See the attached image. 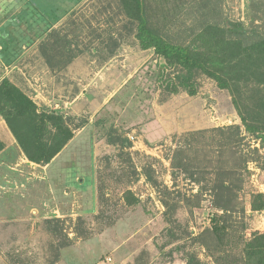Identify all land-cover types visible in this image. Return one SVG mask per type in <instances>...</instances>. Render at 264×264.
Returning <instances> with one entry per match:
<instances>
[{"label":"rangeland","instance_id":"374dc122","mask_svg":"<svg viewBox=\"0 0 264 264\" xmlns=\"http://www.w3.org/2000/svg\"><path fill=\"white\" fill-rule=\"evenodd\" d=\"M27 1L0 0V82L64 115L73 132L85 128L42 165L0 127L10 149L0 264H218L202 233L221 212L213 204L223 185L249 231H264V207H252L264 194V0H143L164 40L221 59L229 86L194 69L195 95L177 84L181 65L161 69L163 57L140 48L132 0H67L63 15L66 1ZM76 54L73 72L60 71ZM79 164L90 179L74 182L91 188L66 195V171L71 180ZM237 243L220 255L239 257Z\"/></svg>","mask_w":264,"mask_h":264},{"label":"trees","instance_id":"16d2710c","mask_svg":"<svg viewBox=\"0 0 264 264\" xmlns=\"http://www.w3.org/2000/svg\"><path fill=\"white\" fill-rule=\"evenodd\" d=\"M62 1H66L68 6L56 11L63 15L71 7V2ZM27 3L34 9L38 8L36 0H28ZM53 3L57 2L53 0ZM133 4L137 8L136 36L140 48L144 50L153 48L155 53L161 55L164 59L161 69L165 68L164 64L167 66H171L173 63L181 65L186 70V74L180 73L177 76V84L185 87L189 95L196 94L195 85L191 82V74L194 69L214 78L222 88L229 86V81L221 73L223 66L220 58H218L220 60L196 58L191 55L188 47L164 40L161 34L148 26L143 0H132L131 8ZM177 84L169 79L164 81L165 88L171 93L177 92ZM0 115L26 158L37 164L49 163L74 135L64 115L39 107L8 78H3L0 82ZM242 122L247 130L252 132L256 130L253 124L246 123L244 117H242ZM229 129H235L234 135H237L239 131L238 126ZM2 146L3 144L0 142V148ZM221 188L227 195L231 193L230 186L223 185ZM223 194L217 196V200L213 204L214 208L221 212L212 213L210 217L212 225L202 233L205 235V241L203 243L201 241V243L211 252V256L218 264H224V261L233 264H264V231H249L244 223L243 208L239 209L230 197L224 198ZM258 199L262 201H257V203L253 201V209L264 207V194H257L254 200ZM233 243L242 245L239 257L233 259V256L225 258V255H220L221 253L225 254L226 247L232 246ZM214 252L217 255H214Z\"/></svg>","mask_w":264,"mask_h":264},{"label":"crops","instance_id":"0c3cea01","mask_svg":"<svg viewBox=\"0 0 264 264\" xmlns=\"http://www.w3.org/2000/svg\"><path fill=\"white\" fill-rule=\"evenodd\" d=\"M81 54H76V55H73L71 57H67L68 59H65V63L63 65V67L60 68V71L61 70H66V73L68 74V72H73L71 70H74V66L77 62V60L79 59ZM77 69V68H76ZM75 69V70H76ZM106 69H107V66H102L100 68H97L94 70V74L97 75V76H101V75H104L105 72H106ZM53 71L56 72L58 71V68L56 67H53ZM59 72V71H58ZM84 74H86L85 72L82 73V75L84 76ZM87 75H88V71H87ZM98 80V79H97ZM93 82H97L96 80H93ZM92 81L89 82V84H87V86L85 88H82L81 89V93H83V95L86 93L87 91V88H92L91 86L94 85ZM84 86V84H81ZM90 86V87H88ZM0 127L3 129V130H6L5 128H7V125L5 123V121L3 119L0 120ZM85 128V127H83ZM81 127V129H79L78 131L74 132V135L73 137L67 142V144L53 157V159L49 162V164H52L53 162H55L56 160H60V156L61 154L65 151V148L68 146L69 142H72V140H74L75 138H77V134H81L84 129ZM83 130V131H82ZM2 133L0 132V142L3 144V146L0 148V204H1V209H0V213L2 214V216H5V215H8L9 213V210H8V205L5 204V201H4V193L1 191V189H4L5 187V184L6 183H10V181L8 180V176H9V163H8V156H9V147L8 145L5 143L3 137H2ZM58 162V161H57ZM71 167H73L72 171L74 172L70 177H72L71 180L68 179V173L66 171V182L65 183V186L66 189H68L67 191H65L64 193L66 195H68L67 192H70L69 190H71L70 188L72 187H75L77 190L79 191H76L78 193H81V194H85L86 192H88V190L91 188V183L89 185V183H79V184H76L74 182V177L77 176L79 177L78 175H80L82 178H85V181L89 180L90 177H88L86 174H82L83 172H87L89 171V169L87 167H85V165H70ZM69 166V167H70ZM71 171V170H70ZM80 177V178H81ZM79 180V179H78ZM84 180V179H83ZM17 185H15L16 187ZM72 186V187H71ZM9 190H10V187H7ZM75 191V190H74ZM16 192V191H15ZM3 198V199H2ZM67 201V199H66ZM6 213V214H5Z\"/></svg>","mask_w":264,"mask_h":264},{"label":"built area","instance_id":"2783aa9c","mask_svg":"<svg viewBox=\"0 0 264 264\" xmlns=\"http://www.w3.org/2000/svg\"><path fill=\"white\" fill-rule=\"evenodd\" d=\"M131 139L133 140V137L131 136Z\"/></svg>","mask_w":264,"mask_h":264}]
</instances>
